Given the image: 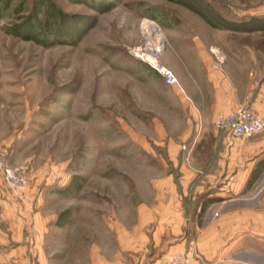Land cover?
I'll use <instances>...</instances> for the list:
<instances>
[{
    "label": "rangeland",
    "instance_id": "rangeland-1",
    "mask_svg": "<svg viewBox=\"0 0 264 264\" xmlns=\"http://www.w3.org/2000/svg\"><path fill=\"white\" fill-rule=\"evenodd\" d=\"M52 1L70 14H96L71 0ZM208 1L230 19L264 15V0ZM33 2L13 0L0 19V158L28 168L18 194L0 174V264H86L91 251L113 254L120 239L127 249L148 241L151 256L154 231L177 202L189 235L207 194H191L180 179L190 105L180 88L147 70L145 57L157 54L177 77L167 64L177 65L174 49L187 54L195 43H217L258 83L260 34L213 30L164 0H118L76 46L46 49L8 33L18 22L13 8L24 4V14ZM74 176L79 190L59 193ZM66 209L71 222L57 228ZM126 257L138 263L142 251L128 249Z\"/></svg>",
    "mask_w": 264,
    "mask_h": 264
},
{
    "label": "crops",
    "instance_id": "crops-1",
    "mask_svg": "<svg viewBox=\"0 0 264 264\" xmlns=\"http://www.w3.org/2000/svg\"><path fill=\"white\" fill-rule=\"evenodd\" d=\"M174 50L177 65L167 64L176 72L179 86L175 87L190 105L180 179L191 194L202 197L207 193L205 199L217 201L203 213L201 203L196 206L189 235L184 233L181 204L167 206L173 214L164 215L156 227L153 254L144 240L140 248L134 244L128 249L142 251L135 264H165L171 255L190 249L196 255L191 264H264V173L251 187L247 185L256 162L264 157V134L252 140H233L213 127L217 115L229 114L246 103L264 119V78L256 83L253 73L217 43H195L187 54ZM184 88H190L189 96ZM172 148L175 152L180 146L173 144ZM126 249L120 239L113 254L104 251L100 257L91 251L86 264H132Z\"/></svg>",
    "mask_w": 264,
    "mask_h": 264
},
{
    "label": "trees",
    "instance_id": "trees-1",
    "mask_svg": "<svg viewBox=\"0 0 264 264\" xmlns=\"http://www.w3.org/2000/svg\"><path fill=\"white\" fill-rule=\"evenodd\" d=\"M76 4L88 6L95 15L70 14L59 8L52 0H34L30 10L23 13V5L13 8L17 14L18 22L8 28V33L20 40L32 42L43 48L56 45L76 46L82 37L94 27L97 16L106 13L116 6L118 0H71ZM115 1V2H114ZM178 6H182L197 15L206 25L215 30L227 31L238 34H260L259 44L264 47V15L251 16L239 20L225 17L208 0H164ZM13 0H0V19L3 14L10 11ZM154 19L157 20L156 17ZM261 47V48H262ZM147 70L154 76H160L148 65ZM264 173V157L259 159L248 181L251 187ZM80 186V177H72L69 184L59 193L68 195L77 192ZM217 200L204 199L201 203V211L210 203ZM71 222V210L66 209L57 215L54 225L64 228Z\"/></svg>",
    "mask_w": 264,
    "mask_h": 264
},
{
    "label": "built area",
    "instance_id": "built-area-1",
    "mask_svg": "<svg viewBox=\"0 0 264 264\" xmlns=\"http://www.w3.org/2000/svg\"><path fill=\"white\" fill-rule=\"evenodd\" d=\"M145 61L165 85L179 86L174 72L158 60L157 54L146 55ZM213 127L220 133H226L233 140H248L264 131V119L253 111L249 103H246L229 114L217 115ZM0 174L5 187L11 192L18 194L26 190L28 185L26 165L9 166L0 158ZM195 257L193 249H190L171 255L165 264H191Z\"/></svg>",
    "mask_w": 264,
    "mask_h": 264
},
{
    "label": "bare ground",
    "instance_id": "bare-ground-1",
    "mask_svg": "<svg viewBox=\"0 0 264 264\" xmlns=\"http://www.w3.org/2000/svg\"><path fill=\"white\" fill-rule=\"evenodd\" d=\"M151 24V23H150ZM152 26H154L153 24H151ZM154 29H156V27L154 26ZM158 33V31H157V29L155 30V34H157Z\"/></svg>",
    "mask_w": 264,
    "mask_h": 264
}]
</instances>
